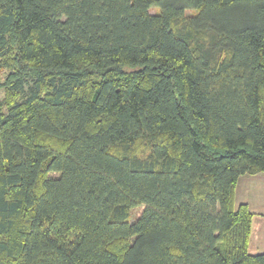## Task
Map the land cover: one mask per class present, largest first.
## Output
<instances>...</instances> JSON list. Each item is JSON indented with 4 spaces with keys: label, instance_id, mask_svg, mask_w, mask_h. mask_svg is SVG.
Returning <instances> with one entry per match:
<instances>
[{
    "label": "trees",
    "instance_id": "trees-1",
    "mask_svg": "<svg viewBox=\"0 0 264 264\" xmlns=\"http://www.w3.org/2000/svg\"><path fill=\"white\" fill-rule=\"evenodd\" d=\"M261 172L264 0H0V264H264Z\"/></svg>",
    "mask_w": 264,
    "mask_h": 264
},
{
    "label": "crops",
    "instance_id": "crops-1",
    "mask_svg": "<svg viewBox=\"0 0 264 264\" xmlns=\"http://www.w3.org/2000/svg\"><path fill=\"white\" fill-rule=\"evenodd\" d=\"M236 198L237 203H248L254 212L250 251L264 252V211H256L254 207V203H259L256 207L259 210L264 207V172L242 176L237 184Z\"/></svg>",
    "mask_w": 264,
    "mask_h": 264
},
{
    "label": "rangeland",
    "instance_id": "rangeland-1",
    "mask_svg": "<svg viewBox=\"0 0 264 264\" xmlns=\"http://www.w3.org/2000/svg\"><path fill=\"white\" fill-rule=\"evenodd\" d=\"M257 205H259V203H258V204H257V203H254V207H255L256 211H264V207H263L262 209L259 210L258 208H256ZM139 212H140V209L135 210V212H134V217H136V216L138 215Z\"/></svg>",
    "mask_w": 264,
    "mask_h": 264
}]
</instances>
